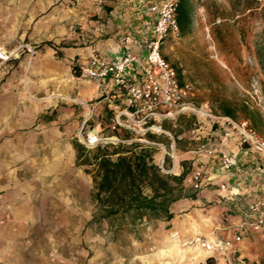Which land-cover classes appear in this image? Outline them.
Here are the masks:
<instances>
[{
	"label": "rangeland",
	"instance_id": "374dc122",
	"mask_svg": "<svg viewBox=\"0 0 264 264\" xmlns=\"http://www.w3.org/2000/svg\"><path fill=\"white\" fill-rule=\"evenodd\" d=\"M37 1L0 0V36L6 32L15 35L0 45L10 51L17 49L8 62L0 64V72L6 71L4 66L9 64L8 69L15 71L13 73L18 76L20 72L15 61L21 55L28 58L21 73L23 88L32 97L42 94L39 96L43 97L41 101L46 104V108L39 110L31 129L37 124L61 129L63 146L71 143L74 160L70 161L68 158L72 157L63 149L61 167L50 165L48 160H39V164L28 162L22 167L16 175L18 181L15 182V190L25 196L22 205L29 210V213H25L28 218L24 225L17 223V229L10 231L7 227L14 219L8 214H0V226L3 227L0 228V247L5 238L20 243L16 247L21 250L20 260L16 264H210L208 258L203 262L197 260L195 255L204 250L184 244L186 240H181L177 230L174 231L178 239H174L167 233V228L160 233L152 222H142L132 229H118L115 228L116 223L107 221L89 224L94 210V165L78 164L74 147L83 145L79 139V129L88 111L85 103L91 108L86 123L91 128L96 122L94 104L103 99V95L92 99L83 97L91 81L76 73L80 64L70 61L64 63L60 91L56 92L53 86L48 85L46 93H29V77L37 78L30 74V62L40 44L38 38L32 35L43 30V16L38 15L30 20L28 15ZM186 7L188 17L182 30L177 26L178 35L168 34L161 43V56L175 70L178 82L190 87L186 101L197 108H208L212 113H219L216 105L222 100L243 102L246 109L240 108L235 120H245L254 133L264 139V0H186ZM66 21L64 18L61 22L63 36L80 31L79 24ZM48 24L47 29L55 33L54 23L50 21ZM26 31L30 32L31 38L24 37ZM83 41L81 36L78 40L64 38L65 44L77 42L83 45ZM24 104L28 107L30 103ZM77 113L78 126L75 121ZM108 122L101 126V134L104 137L115 136L118 132L110 131ZM205 123L210 127L216 126L207 119L187 112L156 119V126H160L164 132L155 130L149 133L168 153L164 155L163 168L170 169L171 160L179 161L188 175L192 170V161L193 169L203 165V143L198 131L205 127ZM123 132L120 131L136 142H139V138L146 139L145 135ZM166 132L171 138L173 132L177 136L174 151L169 147L172 141ZM119 143L112 138L101 146L111 147ZM153 147H156L153 151L158 162L163 152L160 146ZM242 147L247 150L249 157L261 160V156L248 145L242 144ZM85 150L91 157L94 148L85 147ZM39 152L47 155L51 153L49 150ZM182 153L185 155L180 160ZM163 174H172V170ZM185 187L193 191L187 184ZM168 238L170 247L164 244ZM177 242L180 244L176 245Z\"/></svg>",
	"mask_w": 264,
	"mask_h": 264
},
{
	"label": "crops",
	"instance_id": "0c3cea01",
	"mask_svg": "<svg viewBox=\"0 0 264 264\" xmlns=\"http://www.w3.org/2000/svg\"><path fill=\"white\" fill-rule=\"evenodd\" d=\"M154 3L159 4L161 0L37 1L28 15L30 20H34L38 15L43 16L41 20L43 30L32 35L38 38L40 44L30 62V74L37 78L29 77L27 81L30 87L29 93L30 91L46 93L48 85L53 86L54 91H60L64 79V63L68 61L81 65L93 55L105 62L116 61L127 54L143 56L145 43L152 35L155 14L150 12V6ZM64 18L67 19L66 23L79 24L80 31L69 32L67 36H63L61 22ZM50 21L56 27L55 33L47 29ZM14 36L13 32H6L4 36H0V43ZM25 36L31 38L30 32L26 31ZM79 36L84 40L83 45L77 42L64 43V38L78 40ZM27 61L28 58L24 55L15 61L20 72L18 76L13 73L15 71L8 69L9 64L4 66L7 68L6 71L0 72V214H8L14 219V222L7 227L10 231L17 229L15 226L17 223L24 225L28 218L25 215L29 213V210L22 205L25 196L15 190V182L18 181L16 175L20 173L22 167L28 162L39 164V160L46 162L48 160L50 165L61 167L64 161L63 149H66L68 156L72 157L66 158L70 161L74 160L71 143L68 142L63 146L61 129L56 126L47 127L45 124L40 126L37 124L31 129L40 113L39 110L46 108V104L41 101L43 97L39 95L42 94L38 96L34 94L32 97L31 94L27 95L23 88L24 79L21 73ZM90 81L83 97L87 96L89 99L100 97L103 88L114 90L110 79H90ZM20 103H23L22 106ZM24 103L30 104L27 107ZM110 108L111 104L104 98L94 104L96 122L93 126L106 125L111 117ZM78 114L75 115L76 126L79 125ZM205 124V127L198 131L202 138L201 146L210 151L208 155L203 153L204 182L199 189H193L194 198L184 197L171 203L169 211L172 217L169 220L154 222L160 233L166 228L168 234L177 230L181 240L186 241L196 233L207 240L230 238L233 231L225 228V224L232 222L237 225L241 220L250 219L252 217L250 205L256 200L264 202L263 161L248 156L247 150L240 145L238 135L233 130L217 124L215 127ZM120 131H117L118 134L115 136L109 137L130 140V142L134 140L131 136L125 137ZM123 133L130 132L124 130ZM175 145L172 142L169 147L174 151ZM47 150L51 151L50 155L39 152ZM221 151L236 156L235 165L227 172L222 171L219 166ZM183 155L185 153L180 155V160H183ZM67 163L69 164V161ZM190 164L193 169V161ZM169 166L173 175L183 172L186 178L187 173L184 172L179 161L171 160ZM220 185H223V188H220ZM3 240L0 247V264H16L15 262L20 260L21 250L16 248L20 243L9 238ZM164 244L170 247L169 238ZM195 257L199 262L210 258V264H222L219 257L205 250L197 253ZM231 259L241 260L244 264H253L254 261L264 264V241L256 234L246 232L236 244Z\"/></svg>",
	"mask_w": 264,
	"mask_h": 264
},
{
	"label": "built area",
	"instance_id": "2783aa9c",
	"mask_svg": "<svg viewBox=\"0 0 264 264\" xmlns=\"http://www.w3.org/2000/svg\"><path fill=\"white\" fill-rule=\"evenodd\" d=\"M175 7L176 0H161V3H154L150 6V12L155 14V20L152 26V35L145 43L143 56L127 54L116 61L105 62L93 55L80 65L81 76L93 80L107 78L113 82V91L102 89L103 98L111 104L112 115L107 128L112 132L127 130L144 136L155 130L164 132L160 126L155 124L156 119L160 116L172 117L179 112L192 113L207 119L211 124L233 130L238 135L240 145H248L252 151L261 156L264 163V139L257 136L245 120L237 121L219 113H212L208 108H197L186 101L190 95L189 85L178 82L175 70L161 56L163 38L168 34L178 35ZM16 51L17 49L6 50L0 45V64L8 62ZM85 104L88 111L79 129V139L84 147L90 149L107 143L112 137H104L101 134L100 124L91 128L86 125L90 118L91 108L89 104ZM166 134L168 133L166 132ZM116 140L130 142V140ZM137 141L160 146L163 152L158 163L160 171L168 173L171 170L163 168L164 155L168 153L161 143L142 138ZM171 141L173 142L172 138ZM202 151L207 155L210 153L208 149ZM235 162V155L222 151L219 153V166L222 171H229ZM203 172L204 169L201 165L192 169L184 179L185 183L194 190L199 189L205 180ZM219 187L223 188V185ZM263 206V200H256L249 207L252 213L250 219L241 220L237 225L232 222L226 223L225 228H230L233 231L230 238L207 240L196 233L183 243L200 247L211 255L219 257L222 264H244L241 260L233 261L231 253L246 232H252L264 241ZM171 236L178 237V234L176 231H172ZM253 264H258V262L254 261Z\"/></svg>",
	"mask_w": 264,
	"mask_h": 264
},
{
	"label": "trees",
	"instance_id": "16d2710c",
	"mask_svg": "<svg viewBox=\"0 0 264 264\" xmlns=\"http://www.w3.org/2000/svg\"><path fill=\"white\" fill-rule=\"evenodd\" d=\"M186 8V0L176 1L175 20L180 30L188 17ZM216 108L219 114L233 119L240 108L246 109L243 102L224 100L218 102ZM172 135L173 142L177 143L175 132ZM145 138L159 142L151 133ZM153 146L136 141L128 145L97 146L91 151V157L83 145L76 147V162L94 165V210L89 224L107 221L116 223L118 229H132L142 222L169 220L172 217L171 203L180 198L195 197V192L185 187L183 172L178 175L161 173L153 151L156 147Z\"/></svg>",
	"mask_w": 264,
	"mask_h": 264
},
{
	"label": "bare ground",
	"instance_id": "6f19581e",
	"mask_svg": "<svg viewBox=\"0 0 264 264\" xmlns=\"http://www.w3.org/2000/svg\"><path fill=\"white\" fill-rule=\"evenodd\" d=\"M172 238H174V239H178V237H177V236H172Z\"/></svg>",
	"mask_w": 264,
	"mask_h": 264
}]
</instances>
